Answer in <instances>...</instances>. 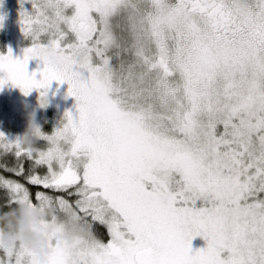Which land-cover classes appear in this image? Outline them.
Listing matches in <instances>:
<instances>
[{
	"label": "snow or ice",
	"instance_id": "snow-or-ice-1",
	"mask_svg": "<svg viewBox=\"0 0 264 264\" xmlns=\"http://www.w3.org/2000/svg\"><path fill=\"white\" fill-rule=\"evenodd\" d=\"M240 3L20 0L32 46L0 55V88L76 101L35 151L0 135L6 203L53 210L49 264H264V0ZM0 264L36 261L18 246Z\"/></svg>",
	"mask_w": 264,
	"mask_h": 264
},
{
	"label": "rangeland",
	"instance_id": "rangeland-1",
	"mask_svg": "<svg viewBox=\"0 0 264 264\" xmlns=\"http://www.w3.org/2000/svg\"><path fill=\"white\" fill-rule=\"evenodd\" d=\"M10 1L0 0V17L3 18L0 21V27L5 25L3 29L6 32L2 31V35L6 34L9 39L5 47L0 49V55H7L11 51L13 59L22 60L24 50L32 46V40L30 37H25L21 31L19 13L11 15L13 9H7L12 6ZM14 1L20 4V0ZM28 8L27 3L24 4V10ZM74 12L75 9L70 8L66 10L65 14L71 16ZM8 19H10V24L6 23ZM28 39L30 41L26 42ZM41 42L46 43V40ZM43 67L42 61L32 59L28 62L27 72L30 76L36 73L35 78L39 80L41 78L39 73L43 70ZM3 75L0 73V77H3ZM43 91V89H34L26 96L19 87L13 86L11 82L0 88V135H3L7 141L16 142L25 133L27 115L32 112L35 113V122L40 132L42 134L47 133V136L52 135L55 130L66 123L65 114L71 112V110L62 93L60 84L53 81L47 90L46 96L41 97ZM45 127H49L50 131L43 130ZM41 146L39 144V147ZM204 247H206V241L202 237H196L192 241L194 252Z\"/></svg>",
	"mask_w": 264,
	"mask_h": 264
},
{
	"label": "clouds",
	"instance_id": "clouds-1",
	"mask_svg": "<svg viewBox=\"0 0 264 264\" xmlns=\"http://www.w3.org/2000/svg\"><path fill=\"white\" fill-rule=\"evenodd\" d=\"M236 11L243 13V4L236 0ZM47 63L50 67L59 68V57L49 53ZM35 122V113L27 115L25 133L18 139L19 146L25 151H35L40 137ZM53 217L51 208H39L29 204H18L7 212L0 213V250L11 251L16 247H24L30 251L36 264H49L54 249L49 246L51 234L50 220ZM79 234H83L78 230ZM58 244L63 245L71 239L67 233H57L54 237Z\"/></svg>",
	"mask_w": 264,
	"mask_h": 264
},
{
	"label": "trees",
	"instance_id": "trees-1",
	"mask_svg": "<svg viewBox=\"0 0 264 264\" xmlns=\"http://www.w3.org/2000/svg\"><path fill=\"white\" fill-rule=\"evenodd\" d=\"M10 4L12 6H9L7 9H9V8L10 9H13V11H11L12 12L11 15L14 14V13H19L20 12L21 9H20V4L19 3H16L14 0H11L10 1ZM27 6H29V8L27 10H25V11H29L30 12L31 11V5L30 4H27ZM6 23L10 24L11 23L10 22V19H8L6 21ZM4 26L0 27V49H2L3 47H5L6 42H8V40H9L6 37V34H3L2 35V31L6 32L5 29H3ZM29 41H30V39L26 40V42H29ZM43 130H46L47 132H49L50 131V128L49 127H47V128L45 127V128H43ZM43 135L47 136V133H45ZM39 144H41L42 146H45L46 145V142L43 141V140H39L37 147H39ZM0 163L12 164L13 163V159H12V157H7V158H5L3 160H0ZM37 171H39V172L42 173L44 170L43 169H37ZM0 175L10 176L11 174L10 173H7V172H3L2 170H0ZM12 178L19 179L17 177H12ZM21 182H24V181H21ZM29 187H30L31 192H33V193H35L38 190H43V189H39L36 186H30L29 185ZM11 207H15V205H8L6 203V201H5V199L3 198V193H0V213L7 212ZM95 228H96L97 234L102 239H104V240H107L108 239L106 228H104L103 226H101L99 224L95 225Z\"/></svg>",
	"mask_w": 264,
	"mask_h": 264
},
{
	"label": "flooded vegetation",
	"instance_id": "flooded-vegetation-1",
	"mask_svg": "<svg viewBox=\"0 0 264 264\" xmlns=\"http://www.w3.org/2000/svg\"><path fill=\"white\" fill-rule=\"evenodd\" d=\"M60 86H61L62 93H63L65 99L67 100V102H68V104H69V106H70V110H71V112H72L73 114H74V113L76 114V108H75L76 101H75V99H74L73 97H69V96H67V90H68V85H67V83H65V84H60ZM75 114H74V115H75Z\"/></svg>",
	"mask_w": 264,
	"mask_h": 264
}]
</instances>
